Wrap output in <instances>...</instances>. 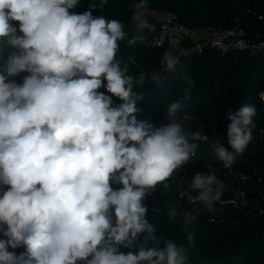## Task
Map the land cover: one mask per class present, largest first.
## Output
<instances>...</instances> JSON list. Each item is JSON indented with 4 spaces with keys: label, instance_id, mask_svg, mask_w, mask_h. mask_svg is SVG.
I'll use <instances>...</instances> for the list:
<instances>
[{
    "label": "clouds",
    "instance_id": "clouds-1",
    "mask_svg": "<svg viewBox=\"0 0 264 264\" xmlns=\"http://www.w3.org/2000/svg\"><path fill=\"white\" fill-rule=\"evenodd\" d=\"M107 3L99 0L75 14L69 10L79 0H0V55L8 52L0 66V264H188L196 247L194 232L187 245L155 236L144 203L158 185L167 189L166 181L195 154L198 145L182 124L186 105L170 102L168 123L158 128L137 120L142 95L134 88L146 76L128 74V64L136 61L118 58V42L134 47L147 36L129 38L121 21L93 16ZM132 7L142 30L148 0ZM178 62L164 53L166 70L174 71ZM25 72L22 84L9 79ZM150 77L158 81L160 73ZM113 97L122 103L114 107ZM255 115L251 104L226 114L227 146L212 141L224 168L253 141ZM111 183L122 187L114 190ZM224 188L215 172H198L188 199L211 212L217 203H234L222 199ZM167 214L169 221L179 215L175 209ZM184 216L187 231L196 217ZM21 247L19 255L9 251ZM121 247L137 250L125 254Z\"/></svg>",
    "mask_w": 264,
    "mask_h": 264
},
{
    "label": "trees",
    "instance_id": "trees-1",
    "mask_svg": "<svg viewBox=\"0 0 264 264\" xmlns=\"http://www.w3.org/2000/svg\"><path fill=\"white\" fill-rule=\"evenodd\" d=\"M139 0H108L103 7L92 10L93 16H105L107 19H117L122 22L129 38L144 34L145 44L127 47L126 41H120L118 58L133 56L136 63H129V73L133 77L144 73L146 81L143 86L135 87L134 91L142 95L137 101L139 111L135 113L138 121H147L153 125L159 113L166 109L170 102L182 101L184 109L196 113L200 121L211 127L225 126L230 123L226 118L228 112L235 113L243 104H251L256 108L254 123L264 126V103H261L260 93L264 91V55L248 52H220L215 48H206L200 53H194L181 59L174 71H162L160 68L162 49L148 44L151 36L148 30H138L132 20L135 9L133 4ZM99 0H79V4L70 9V13L82 14L90 10L89 4ZM160 8L174 12L181 22L192 26L231 27L240 22L248 33V37L257 35L264 38V0H148V9ZM262 16V17H261ZM17 29L18 22H15ZM4 53L0 55V66L6 62ZM153 73H160L158 81L151 79ZM21 73L14 80L22 84ZM184 77L192 81L189 86ZM106 84V81L104 82ZM99 91L106 92L105 88ZM190 93V99L184 100L185 92ZM122 101L113 97V106ZM261 162L264 163V149L259 151ZM206 153V159L212 156ZM258 160V158H257ZM163 184L157 186L155 192L149 195L144 203L148 207L146 219L156 228L154 235L163 240H171L187 245L186 237L194 232L195 249L189 253L188 264H264V216L252 219L244 213L230 209L231 217L226 223H211L196 216V219L184 228L185 216L188 212L176 204V183L172 174ZM116 190L121 184L111 183ZM5 186L0 185V196ZM160 208V213L153 212ZM175 209L179 215L169 221L167 210ZM218 209V207H216ZM191 213V212H189ZM146 233L140 234V242ZM0 238H3L0 235ZM151 246V243L149 244ZM163 247V243L159 245ZM137 249L120 248L125 254ZM17 255L24 248L11 249ZM83 264V262H78Z\"/></svg>",
    "mask_w": 264,
    "mask_h": 264
},
{
    "label": "built area",
    "instance_id": "built-area-1",
    "mask_svg": "<svg viewBox=\"0 0 264 264\" xmlns=\"http://www.w3.org/2000/svg\"><path fill=\"white\" fill-rule=\"evenodd\" d=\"M145 19L147 25L142 30H148L151 34L148 44L151 47L161 48L163 51L160 63L162 71H166L163 63V56L166 52L177 58L179 62L182 58L200 53L208 47L223 53L245 51L264 55V38L259 35L254 38L248 37L247 31L240 22L225 28L212 25L192 26L181 22L174 12L160 8L148 9ZM12 23L15 25V22ZM262 94L264 91L260 93L261 103H264ZM166 110L167 107L159 113L153 123L154 128L168 123ZM182 113L186 117L182 120L184 131L188 135L190 143H194L198 147L188 163L173 173L178 207L217 224L226 223L227 219L231 217L230 209L244 213L252 219L264 216V163L261 162L259 153L261 149H264V126L255 123L253 141L242 155L236 156L232 167L226 169L219 159L212 161L206 159L204 155L209 153L212 157L217 158L212 147L214 139H218L227 146V125L211 127L201 122L196 113L184 108ZM197 134L207 135L209 140L203 142ZM198 172H215L216 176L225 184L222 199L234 201V203L223 205L217 203L214 210L209 212L203 204L190 202L188 185ZM240 193L243 195H239ZM198 194V191L191 193L193 196Z\"/></svg>",
    "mask_w": 264,
    "mask_h": 264
},
{
    "label": "rangeland",
    "instance_id": "rangeland-1",
    "mask_svg": "<svg viewBox=\"0 0 264 264\" xmlns=\"http://www.w3.org/2000/svg\"><path fill=\"white\" fill-rule=\"evenodd\" d=\"M7 54H8V52H7V50H5V52H4L5 57H7ZM210 160L216 161V160H218V158L212 157V158H210Z\"/></svg>",
    "mask_w": 264,
    "mask_h": 264
}]
</instances>
